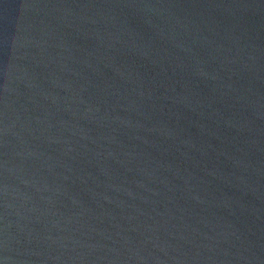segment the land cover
Instances as JSON below:
<instances>
[{
	"label": "water",
	"instance_id": "water-1",
	"mask_svg": "<svg viewBox=\"0 0 264 264\" xmlns=\"http://www.w3.org/2000/svg\"><path fill=\"white\" fill-rule=\"evenodd\" d=\"M0 264H264V0H0Z\"/></svg>",
	"mask_w": 264,
	"mask_h": 264
}]
</instances>
